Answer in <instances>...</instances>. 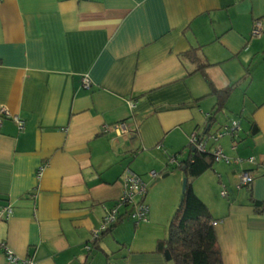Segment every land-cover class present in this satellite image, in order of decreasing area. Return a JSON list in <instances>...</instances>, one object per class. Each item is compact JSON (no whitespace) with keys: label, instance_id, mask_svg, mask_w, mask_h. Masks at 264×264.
Masks as SVG:
<instances>
[{"label":"crops","instance_id":"crops-1","mask_svg":"<svg viewBox=\"0 0 264 264\" xmlns=\"http://www.w3.org/2000/svg\"><path fill=\"white\" fill-rule=\"evenodd\" d=\"M257 20L264 26V0H1L0 107L25 127L7 117L0 126V207H13L0 222V240L38 264H168L159 244L185 178L171 160H185L193 134L211 136L238 121L237 142L224 137L208 150L220 147L243 163L216 162L193 187L215 220L224 264H264V34L253 37ZM195 59L211 65L206 74L219 90L242 80L207 135L217 98L201 73L192 74ZM123 121L129 135L103 132ZM127 170L148 185L147 220L122 209V220L95 241ZM244 170L255 180L237 189ZM0 264H9L2 251Z\"/></svg>","mask_w":264,"mask_h":264},{"label":"trees","instance_id":"trees-1","mask_svg":"<svg viewBox=\"0 0 264 264\" xmlns=\"http://www.w3.org/2000/svg\"><path fill=\"white\" fill-rule=\"evenodd\" d=\"M195 51L185 54V57L192 58ZM193 62L197 66L192 74L201 73L210 86L211 94L217 98L216 108L208 120V128L205 134L207 135L215 122L216 116L224 111L229 98L236 88L239 87L242 80L226 89L219 90L214 87L206 74V70L211 65L199 63L196 59ZM232 141L237 142V138ZM187 152V157L178 166L179 169L185 168L183 173L188 180L187 187L169 226L168 237L159 244V251L164 255L168 264H224L222 251L218 245L214 228L215 220L208 206L197 196L193 187L194 182L199 177L213 170L215 163L220 161L215 160L212 152H202L192 144L188 145ZM223 189L226 188L223 187ZM123 217L121 216L120 220ZM111 229L103 235L110 232Z\"/></svg>","mask_w":264,"mask_h":264},{"label":"built area","instance_id":"built-area-1","mask_svg":"<svg viewBox=\"0 0 264 264\" xmlns=\"http://www.w3.org/2000/svg\"><path fill=\"white\" fill-rule=\"evenodd\" d=\"M1 2V0H0ZM264 34V26L260 20L255 21L253 24L252 35L253 37L260 38ZM82 85L85 89H91L92 81L88 76H84L82 78ZM11 118L14 120L19 129L22 130L25 127V122L18 118L17 116H12L9 110L5 107H0V126L3 118ZM241 125L238 121H232L223 126L219 131L211 136H199L197 134H193L190 137V143L194 145L198 150L202 152L209 151L208 144L210 141L212 143H217L224 137H229L232 140L237 138L240 131ZM132 129L130 126V122L123 121L113 125H105L103 127V132L110 133L113 132L116 136H126L132 133ZM215 156L216 161H224L227 164H235L240 165L243 163L241 158H229L226 154L223 153V150L219 147H216L214 152H212ZM255 161L254 158L248 159V162L253 163ZM171 163L175 166H180V162L177 159L171 160ZM44 167H41L37 172V177L40 178ZM151 177L155 178L156 174L151 173ZM255 180V175L251 171L244 170L238 176L237 189L249 188ZM148 192V185L143 180V178L135 173L132 170H127L124 175V185L121 196L116 200L114 206L108 210H106V214L104 220L101 224V227L95 231L94 240L98 241L105 232L111 229L115 224H117L123 216L121 214L122 209H129V207H133V210L130 209V217L140 221H146L148 214L150 212L148 204L145 202V198ZM221 195L223 197L228 196V192L226 189H223ZM13 215V207L10 204H5L0 207V222H6L11 219ZM89 250L90 247L88 246ZM0 251H2L5 255V258L9 264H38L34 260L31 259H21L19 258L8 246V244L0 240Z\"/></svg>","mask_w":264,"mask_h":264},{"label":"rangeland","instance_id":"rangeland-1","mask_svg":"<svg viewBox=\"0 0 264 264\" xmlns=\"http://www.w3.org/2000/svg\"><path fill=\"white\" fill-rule=\"evenodd\" d=\"M246 88H247V86L246 87L244 86V89H246ZM238 94L243 95L244 92L243 93H240V91L238 90ZM241 95H238V98L236 97L238 99V100H236V104L237 105H242L241 100H240V96ZM247 101L248 100H246V102ZM239 113H241V112H239ZM238 117H239V115H238ZM222 118H224L223 113H219L218 116H217V119L220 120V121H223L224 119H222ZM241 119H242V125H244L245 119L244 118H241ZM212 129L215 130L216 129V126H213ZM225 138H228V137H225ZM211 143H212V141H211ZM129 209L133 210V207L130 206Z\"/></svg>","mask_w":264,"mask_h":264},{"label":"water","instance_id":"water-1","mask_svg":"<svg viewBox=\"0 0 264 264\" xmlns=\"http://www.w3.org/2000/svg\"><path fill=\"white\" fill-rule=\"evenodd\" d=\"M183 170H185V168H183ZM166 176H167V175H166ZM166 176H164V178H165ZM187 183H188V180H187V178H184V180H183V193H184V192H185V190H186Z\"/></svg>","mask_w":264,"mask_h":264}]
</instances>
